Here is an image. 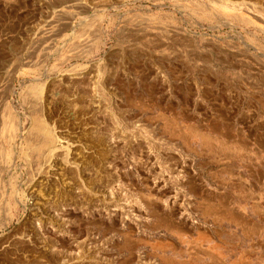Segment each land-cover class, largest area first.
Masks as SVG:
<instances>
[{
  "label": "rangeland",
  "instance_id": "rangeland-1",
  "mask_svg": "<svg viewBox=\"0 0 264 264\" xmlns=\"http://www.w3.org/2000/svg\"><path fill=\"white\" fill-rule=\"evenodd\" d=\"M0 264H264V0H0Z\"/></svg>",
  "mask_w": 264,
  "mask_h": 264
},
{
  "label": "bare ground",
  "instance_id": "bare-ground-1",
  "mask_svg": "<svg viewBox=\"0 0 264 264\" xmlns=\"http://www.w3.org/2000/svg\"><path fill=\"white\" fill-rule=\"evenodd\" d=\"M51 24V23H50ZM150 38V37H149ZM154 39V38H153ZM155 44V43H154ZM218 60V59H217ZM140 65V64H139ZM184 66V65H183ZM178 67V66H177ZM143 71V70H142ZM141 72V71H140ZM139 72V73H140ZM237 72V71H236ZM241 92V91H240ZM180 99V98H179ZM183 103V102H182ZM97 105V104H96ZM220 105V104H219ZM93 106V105H92ZM96 107V106H95ZM98 107V106H97ZM223 107V105H222ZM218 111V110H217ZM223 112V111H222ZM251 113V112H250ZM219 114V113H218ZM8 117V116H7ZM174 117V116H173ZM186 117V116H185ZM6 118V117H5ZM191 118V117H190ZM7 120V119H6ZM8 121V120H7ZM10 122V121H8ZM173 122V121H172ZM175 123V122H174ZM133 126V125H132ZM196 126V125H195ZM211 126V125H210ZM192 130V129H191ZM171 131V130H170ZM54 132H46L43 136H42V142H43V145H44V154L48 153V155L50 154L51 156L56 157L58 154L61 155L59 152H58V148L60 147L59 144H58V141H55V139L57 140V134H53ZM180 135V134H179ZM203 138V141L204 142H207L208 139L206 136H201ZM250 137V136H249ZM210 142V141H209ZM54 144V145H53ZM231 146V145H230ZM234 146V145H233ZM62 149V148H61ZM60 151V150H59ZM61 152V151H60ZM47 155V156H48ZM58 155V156H59ZM78 155V154H77ZM61 157V156H60ZM78 157V156H77ZM52 158V159H53ZM58 158V157H57ZM47 160H50L49 158ZM59 160V159H58ZM65 167V166H64ZM34 189V188H33ZM36 190V189H35ZM30 191V190H29ZM33 199H35L33 197ZM38 199V198H37ZM31 205V204H30ZM204 212V211H203ZM254 225V224H253ZM159 226V225H158ZM174 241V240H173ZM151 242V241H150ZM132 243V242H131ZM160 248V247H159ZM234 261V260H233Z\"/></svg>",
  "mask_w": 264,
  "mask_h": 264
},
{
  "label": "built area",
  "instance_id": "built-area-1",
  "mask_svg": "<svg viewBox=\"0 0 264 264\" xmlns=\"http://www.w3.org/2000/svg\"><path fill=\"white\" fill-rule=\"evenodd\" d=\"M57 141L58 144L61 148L65 149V153H67V158L69 159V156H71V158H75V156H77L78 151H80V148L82 149V147L80 145H77L76 143H74V141H71L70 139H67L62 133L61 131H57ZM80 153V152H79ZM52 161H55L56 159L53 158L51 159ZM51 161V162H52ZM56 175L58 176H62V172L60 171H55Z\"/></svg>",
  "mask_w": 264,
  "mask_h": 264
},
{
  "label": "crops",
  "instance_id": "crops-1",
  "mask_svg": "<svg viewBox=\"0 0 264 264\" xmlns=\"http://www.w3.org/2000/svg\"><path fill=\"white\" fill-rule=\"evenodd\" d=\"M220 143L222 144V146H224V145H225V144H224V142H220ZM236 150H237V152H238V153H240V151H241L239 148H238V149H236Z\"/></svg>",
  "mask_w": 264,
  "mask_h": 264
}]
</instances>
